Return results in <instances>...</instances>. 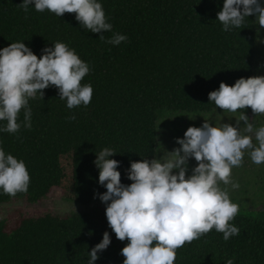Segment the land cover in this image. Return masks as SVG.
<instances>
[{
    "label": "trees",
    "instance_id": "1",
    "mask_svg": "<svg viewBox=\"0 0 264 264\" xmlns=\"http://www.w3.org/2000/svg\"><path fill=\"white\" fill-rule=\"evenodd\" d=\"M0 0V49L25 43L38 57L57 41L75 49L89 65L81 84H91V102L68 109L58 89H44L43 99H29L31 129L18 115V133L0 132V147L25 162L30 175L25 197L40 201L57 187L65 198L90 203L107 189L99 184L96 153L111 148L120 161L121 182L132 161L151 160L158 150V120L166 111L222 110L209 101L221 81L234 85L255 75L259 50L255 16L240 28L223 30L217 20L224 0H98L111 32L127 36L119 45L82 28L75 13L58 17L34 3ZM264 4V0H260ZM225 111V110H222ZM252 110L238 109L248 114ZM75 116V120L68 119ZM6 121H0L4 127ZM95 197V198H94ZM12 199L0 189V203ZM239 235L223 239L215 228L176 250L174 264H264V220L236 215L229 222ZM111 237L94 264H123V241L108 226L105 210L60 215L51 210L15 220H0V264H88L89 252L104 232Z\"/></svg>",
    "mask_w": 264,
    "mask_h": 264
},
{
    "label": "clouds",
    "instance_id": "2",
    "mask_svg": "<svg viewBox=\"0 0 264 264\" xmlns=\"http://www.w3.org/2000/svg\"><path fill=\"white\" fill-rule=\"evenodd\" d=\"M33 3L37 12L48 10L58 17L75 13L82 28L100 33L99 38L106 43L119 45L128 39L124 34L113 33L105 40L103 33L111 32L112 24L98 0H23L18 6L27 13ZM249 16H255L257 24L264 27V4L260 0H224L217 20L228 31L240 28ZM42 52L38 57L23 42H12L0 49V121H6L0 132H19L21 109L23 126L31 129L29 99H36L37 93L43 99L44 89L50 86L58 89L59 99L66 100L68 109L91 102V84H81L90 68L75 49L57 41L54 47H45ZM208 96L210 102L225 111L235 113L250 107L254 115L264 114V76L241 77L234 85L221 81L219 88ZM75 118L73 115L68 119ZM176 142L180 147L165 150L158 158L132 161L129 185L121 182L117 170L120 161L110 159L116 153L113 149L104 148L96 153L94 164L99 169V184L107 189L97 195L106 204L108 226L118 240L129 241L121 249L123 264H174L178 248L213 228L223 233L225 241L240 234V229L229 223L239 212V206L218 182L231 185L232 189L240 187L232 181L231 170L241 166L245 152L253 163H264V126L254 128L249 117L241 113L235 126H213L204 120L200 127L189 126ZM193 157L197 165L187 175L188 162ZM29 183L25 162L0 147V189L15 197L17 193H27ZM110 243L111 237L105 231L102 240L89 252L88 264H94L98 252L106 250ZM226 264H233V260Z\"/></svg>",
    "mask_w": 264,
    "mask_h": 264
},
{
    "label": "rangeland",
    "instance_id": "3",
    "mask_svg": "<svg viewBox=\"0 0 264 264\" xmlns=\"http://www.w3.org/2000/svg\"><path fill=\"white\" fill-rule=\"evenodd\" d=\"M259 50L255 61V75L264 76V27L258 25ZM241 113L214 110L211 112H189V111H166L158 120V150L156 157L164 154V151H172L180 147L176 138H183L189 126L200 127L204 120L209 121L213 126L220 123L236 125V117ZM254 128L264 126V114L254 115L251 111L246 114ZM241 128L244 122H240ZM253 142L256 143L254 136ZM197 165L194 157L189 159L187 175L192 174V169ZM177 170H174V172ZM231 179L238 182L240 187L232 189L231 185H224L219 181V187L227 188L230 200L239 206L237 215L249 216L254 219L264 220V163L255 164L250 155L245 152L241 166L233 167ZM19 210L25 214L34 215L51 210L60 215L72 213L93 212L106 210V204L101 200L90 203H81L65 198L61 189L55 187L52 192L40 201L30 202L25 197H12L8 202L0 203V220L11 223L19 214ZM126 245L129 241H123Z\"/></svg>",
    "mask_w": 264,
    "mask_h": 264
}]
</instances>
